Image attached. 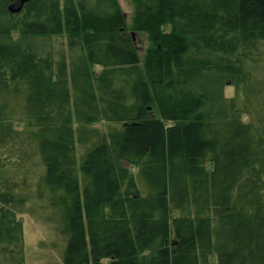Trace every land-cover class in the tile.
Instances as JSON below:
<instances>
[{
    "label": "trees",
    "instance_id": "obj_1",
    "mask_svg": "<svg viewBox=\"0 0 264 264\" xmlns=\"http://www.w3.org/2000/svg\"><path fill=\"white\" fill-rule=\"evenodd\" d=\"M129 2L128 24L117 0L0 22V264H23L33 202L59 215L62 264H264V0ZM62 31L69 64L33 47Z\"/></svg>",
    "mask_w": 264,
    "mask_h": 264
},
{
    "label": "rangeland",
    "instance_id": "obj_2",
    "mask_svg": "<svg viewBox=\"0 0 264 264\" xmlns=\"http://www.w3.org/2000/svg\"><path fill=\"white\" fill-rule=\"evenodd\" d=\"M31 1V0H30ZM41 2L43 0H37ZM59 8L62 9V4L64 0H56ZM10 0H0V22L10 19V15H15L19 13H10L7 9ZM28 3V2H27ZM25 3V5L27 4ZM121 15L123 16L124 23L128 24L132 16V6L129 0H117ZM25 8V7H24ZM28 11L32 13V8L27 7ZM9 17V18H8ZM6 19V20H5ZM7 22V21H6ZM123 27H117L115 30V35L122 34L128 36L132 43L134 44L136 50L139 54H142L146 48L147 40L146 34L142 32H135L132 30H123ZM133 33V36H132ZM18 37L15 30L10 31L9 38ZM105 36L101 35L100 38L103 39ZM6 37L0 35V39L4 40ZM72 40L64 31L58 34H46L43 36H37L35 38L33 47H41L43 53H48L52 55L54 61L63 59L66 64L70 63V49L68 42ZM253 62L252 69L255 72L261 73L260 69L263 66V62L260 59L255 58ZM95 72L101 70L100 66L93 67ZM224 95L227 98H232L235 95L234 87L229 83L224 87ZM243 121H248L246 115H242ZM111 124L106 121H98L89 125L93 129H97L99 136L100 133H104L111 128ZM77 134L75 133V138ZM102 138V137H101ZM78 146V145H77ZM92 144L87 141L86 144L79 145L77 153L81 154L86 149L91 148ZM77 154V165L80 164V158ZM123 166L129 170V172L134 176L137 183L138 179V169L137 167L123 162ZM47 204V203H46ZM32 207L28 212L20 213L16 215V219L21 223L22 226V244H23V264H62V253L66 243V236L62 234L60 229L59 215L56 211L47 207L43 202H33Z\"/></svg>",
    "mask_w": 264,
    "mask_h": 264
},
{
    "label": "water",
    "instance_id": "obj_3",
    "mask_svg": "<svg viewBox=\"0 0 264 264\" xmlns=\"http://www.w3.org/2000/svg\"><path fill=\"white\" fill-rule=\"evenodd\" d=\"M30 0H10V3L7 6V9L10 13H19L23 6L25 5V3L29 2ZM133 36V33H132ZM227 84H229V82L227 81Z\"/></svg>",
    "mask_w": 264,
    "mask_h": 264
}]
</instances>
